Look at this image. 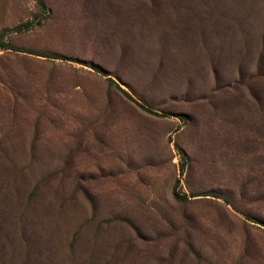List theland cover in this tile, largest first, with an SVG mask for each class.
<instances>
[{
	"label": "rangeland",
	"instance_id": "1",
	"mask_svg": "<svg viewBox=\"0 0 264 264\" xmlns=\"http://www.w3.org/2000/svg\"><path fill=\"white\" fill-rule=\"evenodd\" d=\"M43 2L0 0V264H264V0Z\"/></svg>",
	"mask_w": 264,
	"mask_h": 264
},
{
	"label": "trees",
	"instance_id": "2",
	"mask_svg": "<svg viewBox=\"0 0 264 264\" xmlns=\"http://www.w3.org/2000/svg\"><path fill=\"white\" fill-rule=\"evenodd\" d=\"M36 2H37V5H38V7H39V9L40 10H42V11H44L45 10V5H44V2H43V0H36ZM31 23H26V24H24V26H20V27H18V29L19 30H25L26 28H28L29 26L28 25H30ZM6 34L5 33H3V34H1L0 35V47L3 49V50H6V51H8V50H16V51H19L16 47H12V46H10V44H8V43H6V42H4V36H5ZM56 59H64V60H68V59H65V58H56ZM68 61H73V60H68ZM97 72H100L99 70H97V69H95ZM109 81H110V83L111 84H114V85H116L117 87H118V89H120L121 91H123V93L125 94V95H127L128 97H130L131 98V96L127 93V92H125L124 90H122L112 79H109ZM143 107V106H142ZM148 111H150V110H148ZM180 118L181 119H183L184 121L186 120L185 119V116H180ZM185 170H186V167H185V165L184 164H182V167H181V173L183 174V173H185ZM179 180L176 182V186H175V189H174V192H173V194H174V198L177 200V201H181V202H187V201H190L192 198H197V197H200V195H195V194H192V195H187V194H181L179 191H178V189H177V187H178V185H179ZM207 196H210V195H207ZM214 197H216V196H214ZM247 219H249V220H252L253 221V219L250 217V216H247Z\"/></svg>",
	"mask_w": 264,
	"mask_h": 264
}]
</instances>
